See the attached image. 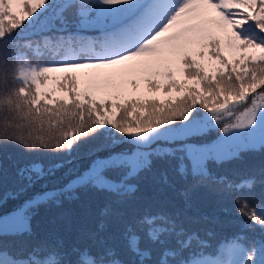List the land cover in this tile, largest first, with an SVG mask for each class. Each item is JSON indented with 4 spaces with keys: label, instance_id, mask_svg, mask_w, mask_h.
I'll return each mask as SVG.
<instances>
[{
    "label": "snow or ice",
    "instance_id": "obj_1",
    "mask_svg": "<svg viewBox=\"0 0 264 264\" xmlns=\"http://www.w3.org/2000/svg\"><path fill=\"white\" fill-rule=\"evenodd\" d=\"M86 29L99 35L85 36ZM45 55L52 58L42 61ZM0 110L22 122L16 127L49 130L6 137L53 153L47 164L16 168L21 190L55 177L73 163L56 156H70L101 130L114 129L132 145L109 149L62 188L38 192L0 215V264H125L116 247L98 238L104 224L93 234L94 246L40 241L29 248L33 209L79 189L127 196L136 190L130 181L156 159L175 158L179 175L234 189L245 226L264 234V201L250 203L255 177L233 183L213 177L208 166L239 158L241 149L264 150V0H0ZM213 122L223 125L220 142H189ZM161 138L178 147L142 150ZM110 143L115 147L114 136ZM7 237L24 238L23 246L15 249ZM121 237L136 264L151 259L153 249L143 242L161 246L156 264H264V239L251 246L237 239L207 254V241L170 215L145 214L127 223Z\"/></svg>",
    "mask_w": 264,
    "mask_h": 264
},
{
    "label": "trees",
    "instance_id": "obj_2",
    "mask_svg": "<svg viewBox=\"0 0 264 264\" xmlns=\"http://www.w3.org/2000/svg\"><path fill=\"white\" fill-rule=\"evenodd\" d=\"M20 30L18 29L17 32ZM88 37L99 35L96 29H86L82 33ZM52 57L45 55L42 61ZM35 59V57H33ZM199 115L205 112L199 108ZM196 113H194L195 115ZM22 123L13 119L5 110H0V162L3 171L0 173V214L17 208L20 204L31 198L35 193L51 186H60L71 176L81 172L89 166L96 156L108 154V150H124L132 147L121 142L122 134L111 130V134L101 130L93 136L82 140L79 147L70 156L59 153L57 159L72 160L71 165L57 172L55 177H47L36 182L33 186L22 189V183L16 176V168L33 160H41L46 164L53 153L45 150L29 151L14 140H7V136L23 134L33 137L47 136V127L43 131L38 125L16 127ZM179 123V121H177ZM219 129L198 133L189 139L202 142L214 136ZM116 138L115 147L110 141ZM178 147L176 141L158 140L145 147L144 151H161ZM179 155V153H178ZM179 161L175 158L156 159L150 170L142 172L137 178L130 181L136 186L134 193L117 197L108 191L93 188L79 189L75 195L68 193L59 197L58 203H46L33 209L31 224L34 236L29 238L32 244L40 241L56 243L63 241L65 248L73 245L80 247L94 246L93 234H97L99 225L104 224L103 232L98 233L109 245L116 247L120 258L125 264H136L137 256L128 251L121 234L127 223H133L145 214H163L175 216L189 232H197L207 241V254L223 252V247L240 239L245 246H251L253 241L264 239V234L259 227L245 226L246 217L238 212L235 203L238 193L223 184L214 182L197 183L191 176L183 177L177 172ZM209 169L213 177H226L233 183L244 178L255 177L257 183L253 190L255 199L250 203L258 207L264 201V185L259 181L264 178V150L241 149L239 158L225 159L221 163L210 162ZM114 178H119L116 173H110ZM113 210L111 216H105L104 210ZM250 223V221H249ZM24 238L7 237L6 243H13L15 249L21 248ZM175 246V242H171ZM141 247L153 249L151 259L147 264H156L160 259L161 246L150 245L143 242ZM211 259V257H207Z\"/></svg>",
    "mask_w": 264,
    "mask_h": 264
},
{
    "label": "rangeland",
    "instance_id": "obj_3",
    "mask_svg": "<svg viewBox=\"0 0 264 264\" xmlns=\"http://www.w3.org/2000/svg\"><path fill=\"white\" fill-rule=\"evenodd\" d=\"M203 115H205V112L203 113V114H201L200 116H203ZM180 123V122H179ZM179 123H177V124H179ZM222 127H223V125L221 124V125H219V126H215V122H213V124L211 125V126H209L208 128H206L203 132H206V131H209V130H211V129H219V131L214 135V136H212V137H208L209 138V141H208V139H205L204 141H202V142H196V141H193V140H191V139H189V142H196V143H200V144H216V143H218V142H220V139H221V137L224 135L223 133H222ZM203 132H201V133H203ZM159 140H168V139H165V138H161V139H159ZM156 141H158V140H156ZM119 151H121V150H119V149H115V150H113V152H119ZM107 155V154H106ZM106 155H104V156H106ZM88 167V166H87ZM86 167V168H87ZM86 168H84L81 172H83ZM81 172H79V173H81ZM78 174V173H77ZM77 174H75V175H73V176H71V177H69L65 182H64V184L62 185V186H64L65 184H67L69 181H71V180H73V179H75V176L77 175ZM60 186H51V187H47V188H45V189H43V190H41V191H39V192H43V191H46V190H50V189H58ZM38 193V192H37ZM36 194V193H35ZM34 194V195H35ZM33 195V196H34ZM28 199H30V198H28ZM27 199V200H28ZM24 203V202H23ZM22 203V204H23ZM21 205V204H20ZM19 205V206H20ZM18 206V207H19ZM17 207V208H18ZM17 208H15V209H13V210H11V211H8V212H5V213H3V214H0V215H7V214H10L11 212H13V211H15Z\"/></svg>",
    "mask_w": 264,
    "mask_h": 264
}]
</instances>
